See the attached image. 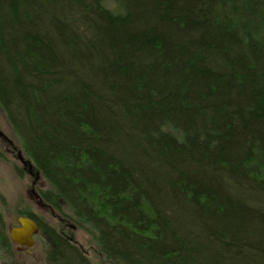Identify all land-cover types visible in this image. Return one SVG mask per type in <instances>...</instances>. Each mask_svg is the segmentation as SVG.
Returning <instances> with one entry per match:
<instances>
[{
    "label": "trees",
    "instance_id": "obj_1",
    "mask_svg": "<svg viewBox=\"0 0 264 264\" xmlns=\"http://www.w3.org/2000/svg\"><path fill=\"white\" fill-rule=\"evenodd\" d=\"M0 110L105 262L264 264V0H0Z\"/></svg>",
    "mask_w": 264,
    "mask_h": 264
},
{
    "label": "rangeland",
    "instance_id": "obj_2",
    "mask_svg": "<svg viewBox=\"0 0 264 264\" xmlns=\"http://www.w3.org/2000/svg\"><path fill=\"white\" fill-rule=\"evenodd\" d=\"M0 134V233L3 234H0V264H46L45 250L49 248L50 241L43 234H38L35 246L25 252H18L9 238V228L17 225L21 213H30L42 218L50 226L73 238L75 244L87 253L93 264H109L98 254L86 233L75 229L72 222L62 220L35 201L31 194L32 187L38 182L37 190H46L49 184L33 167L30 170L31 164L20 152L17 139L1 110Z\"/></svg>",
    "mask_w": 264,
    "mask_h": 264
},
{
    "label": "water",
    "instance_id": "obj_3",
    "mask_svg": "<svg viewBox=\"0 0 264 264\" xmlns=\"http://www.w3.org/2000/svg\"><path fill=\"white\" fill-rule=\"evenodd\" d=\"M19 157L23 161L20 155ZM30 170H32V165ZM36 197L40 198L38 195ZM39 232V225L34 220L24 216H20L17 219V225L10 227L8 231L9 238L17 247L18 252L31 250L35 246V237L38 236Z\"/></svg>",
    "mask_w": 264,
    "mask_h": 264
},
{
    "label": "flooded vegetation",
    "instance_id": "obj_4",
    "mask_svg": "<svg viewBox=\"0 0 264 264\" xmlns=\"http://www.w3.org/2000/svg\"><path fill=\"white\" fill-rule=\"evenodd\" d=\"M37 184H38V182H37ZM37 184H36V186L34 185L31 189V194H32L33 198L35 199V201L38 203L39 206H41V207L43 206L44 208L52 211V209L48 205L44 204V202L42 201V199L40 197V190L39 189L37 190V188H39ZM37 195L40 197L39 199L36 197Z\"/></svg>",
    "mask_w": 264,
    "mask_h": 264
}]
</instances>
